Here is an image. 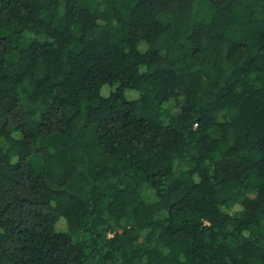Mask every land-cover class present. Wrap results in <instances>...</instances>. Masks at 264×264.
Masks as SVG:
<instances>
[{"label":"trees","instance_id":"trees-1","mask_svg":"<svg viewBox=\"0 0 264 264\" xmlns=\"http://www.w3.org/2000/svg\"><path fill=\"white\" fill-rule=\"evenodd\" d=\"M0 264H264V0H0Z\"/></svg>","mask_w":264,"mask_h":264},{"label":"rangeland","instance_id":"rangeland-1","mask_svg":"<svg viewBox=\"0 0 264 264\" xmlns=\"http://www.w3.org/2000/svg\"><path fill=\"white\" fill-rule=\"evenodd\" d=\"M107 91H108L107 88H103V91H102V92H103V93H106ZM133 94L135 95V92H132V93H130L129 95L132 96ZM149 198H150V199H153L152 194L149 195Z\"/></svg>","mask_w":264,"mask_h":264}]
</instances>
